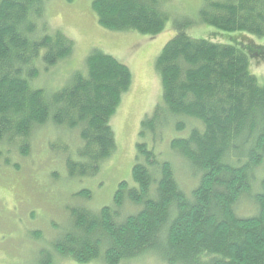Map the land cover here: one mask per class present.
<instances>
[{"label": "trees", "instance_id": "trees-1", "mask_svg": "<svg viewBox=\"0 0 264 264\" xmlns=\"http://www.w3.org/2000/svg\"><path fill=\"white\" fill-rule=\"evenodd\" d=\"M170 1H90L98 24L112 31L154 37L172 19L175 32L155 59L162 99L141 123L140 137L150 132L153 140L136 144L131 183L121 181L112 204L97 210L87 207L89 191H75L83 202L66 207V223L37 264H137L148 256L166 264H264V71L253 65H264V0H197L186 12ZM47 2L0 0V162L19 172L17 161L49 134L46 154L56 159L44 174L50 187L63 179L67 188L93 176L115 150L110 118L132 76L94 49L60 88L35 84L38 69L69 58L74 45L58 30L44 31ZM198 26L212 38L187 32ZM165 139L184 165L179 175L171 154L153 144ZM28 214L32 225L35 210ZM29 236L41 239L38 230Z\"/></svg>", "mask_w": 264, "mask_h": 264}, {"label": "rangeland", "instance_id": "rangeland-1", "mask_svg": "<svg viewBox=\"0 0 264 264\" xmlns=\"http://www.w3.org/2000/svg\"><path fill=\"white\" fill-rule=\"evenodd\" d=\"M90 1L48 0L45 17L43 16L46 22L44 31L52 34L58 30L71 38L74 45L69 58L48 69H38L39 75L35 84L38 83L49 89L55 87L52 88L53 90L60 88L72 72L84 70L85 60L94 49L111 55L126 65L131 72V85L121 96L110 118L115 150L102 162L100 169L93 176L83 177L79 181L69 180L67 188L63 179L53 182L54 185L50 187L49 177L45 176L53 164L52 158L56 159L55 156H49V151L46 154L47 143L44 142L49 134L38 137L32 156L17 161L21 168L19 172L7 166L5 162H0V264H37L35 260L38 251L47 246L50 237L56 234L54 231L57 229L58 232L66 223V207L83 202L81 196H73L75 191L80 189L89 191V203L86 204L92 210L111 205L118 184L121 181L131 183L130 174L136 155V144L152 139L150 132L144 137H140L139 132L142 121L151 117L154 108L162 99L160 76L155 68V59L175 32L173 21L170 19L166 28L154 37L134 32L112 31L98 24L90 7ZM196 3L197 0H171L169 4L173 10L186 12L193 10ZM187 32L196 37L212 38L206 36L208 31L203 26L190 27ZM253 65L256 73L264 71L262 63H253ZM186 131L187 129L173 133L184 136ZM173 133H170L169 137ZM64 135H61V138L55 135L52 137L56 142H65L62 139L66 138ZM70 140L73 144L76 143L73 134ZM153 144L162 155L171 154L179 175L184 165L180 163L179 156L173 154L166 145L167 139ZM11 160L9 159V162ZM72 189L74 190L71 191ZM251 201L252 199L246 197L243 199V204L248 206ZM33 209L36 220L31 225L27 214ZM20 229L22 235L17 234ZM37 230L41 234V239L34 240L29 234ZM58 261V264H78L65 258ZM137 264L166 263L148 256Z\"/></svg>", "mask_w": 264, "mask_h": 264}]
</instances>
